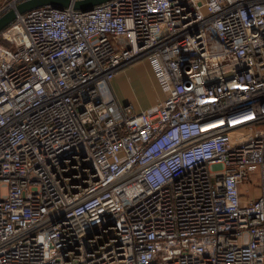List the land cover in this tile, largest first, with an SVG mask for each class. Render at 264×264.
I'll return each instance as SVG.
<instances>
[{"label": "built area", "instance_id": "built-area-1", "mask_svg": "<svg viewBox=\"0 0 264 264\" xmlns=\"http://www.w3.org/2000/svg\"><path fill=\"white\" fill-rule=\"evenodd\" d=\"M75 1L0 30V264H264V0Z\"/></svg>", "mask_w": 264, "mask_h": 264}, {"label": "crops", "instance_id": "crops-1", "mask_svg": "<svg viewBox=\"0 0 264 264\" xmlns=\"http://www.w3.org/2000/svg\"><path fill=\"white\" fill-rule=\"evenodd\" d=\"M111 91L119 102L130 103L136 110L156 104L163 98L144 60L119 70L111 81Z\"/></svg>", "mask_w": 264, "mask_h": 264}, {"label": "water", "instance_id": "water-1", "mask_svg": "<svg viewBox=\"0 0 264 264\" xmlns=\"http://www.w3.org/2000/svg\"><path fill=\"white\" fill-rule=\"evenodd\" d=\"M106 1L108 0H78L72 3V7L74 9L87 10L95 5L104 3ZM46 4H49V5L58 7V8H63V7H67L70 4V2L69 0H27V1H24L16 6V11L9 10L8 12L0 16V30L5 28L8 24H10L14 20L16 13L20 14L32 8L43 6Z\"/></svg>", "mask_w": 264, "mask_h": 264}, {"label": "rangeland", "instance_id": "rangeland-1", "mask_svg": "<svg viewBox=\"0 0 264 264\" xmlns=\"http://www.w3.org/2000/svg\"><path fill=\"white\" fill-rule=\"evenodd\" d=\"M131 64H133V63H131ZM131 64H129L128 66H130ZM258 184H259V177L256 174L254 177H252L250 179V182L248 183V193H254V192H256L258 190Z\"/></svg>", "mask_w": 264, "mask_h": 264}]
</instances>
